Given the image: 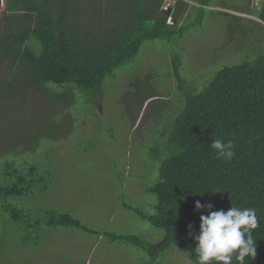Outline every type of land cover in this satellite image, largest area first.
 I'll use <instances>...</instances> for the list:
<instances>
[{
    "label": "trees",
    "instance_id": "1",
    "mask_svg": "<svg viewBox=\"0 0 264 264\" xmlns=\"http://www.w3.org/2000/svg\"><path fill=\"white\" fill-rule=\"evenodd\" d=\"M164 1L5 0L0 18V162L10 153H34L39 148L46 135L42 129L35 132L41 119L50 115L53 105L56 113L70 107L71 102H91L102 93L107 79L116 78L120 69L124 70L137 58L145 41L183 38L195 24L202 23L204 12L212 3V0H177L173 6L169 5L173 9L170 12L162 9ZM75 7L88 11V17L98 14L93 20L95 30L90 26L75 35L68 32L66 22L74 16L71 9ZM107 10H117L120 17L109 19L105 16ZM189 11L195 12L194 18L183 22V14ZM257 14L264 21V1ZM169 17L173 22H168ZM86 21L92 24L91 20ZM32 38L39 43V51L36 43H30ZM175 50L179 51L173 56L172 71L182 91L177 97L180 101L177 112L182 111L172 122L171 131L167 135L162 133V139L151 148L152 156L161 161L159 179L148 188V193L157 197L155 213L125 204L127 209L163 230V237L149 242L130 233L102 231V234L113 242L142 247L149 255L147 263L156 261L169 249H176L178 254L198 264L194 235L199 233L200 215L207 212L197 211L196 201L211 202L212 210L251 207L259 221L253 230L257 254L254 259L246 257L245 264H264V51L223 66L199 91L202 87L190 90L186 86L181 72L182 49ZM152 74L130 75L134 80L129 85L135 89L129 91L139 105L135 122L141 106L148 100L147 109L156 102L160 107L165 105L161 101L164 97L144 94ZM20 86L30 91L21 90ZM12 95L21 97L17 101L21 105L8 102L7 96ZM74 95L76 99H72ZM70 96L71 102H66ZM39 105L46 107L41 114ZM28 117L32 122L26 120ZM71 131L67 128L58 138H66ZM47 133L49 137L52 131ZM33 138L32 149L23 146ZM215 139L231 140L236 155L229 161L217 158L211 147ZM15 162V158L8 157L0 165V208L20 229L75 227L100 235L99 230L83 224L71 213L46 209L34 213L11 203L12 197L45 192L54 175L47 164L40 166L28 161L30 164L17 169ZM30 239L24 238L25 243ZM180 263L177 258V264ZM233 264L238 262L233 259Z\"/></svg>",
    "mask_w": 264,
    "mask_h": 264
},
{
    "label": "rangeland",
    "instance_id": "2",
    "mask_svg": "<svg viewBox=\"0 0 264 264\" xmlns=\"http://www.w3.org/2000/svg\"><path fill=\"white\" fill-rule=\"evenodd\" d=\"M263 1L212 0L202 23L195 24L183 38L145 41L137 58L124 70H118L116 78L107 79L102 93L91 102H71L76 99L74 95L66 100L71 106L62 111L54 113L56 107L53 105L50 115L41 119L35 132L45 131L46 138L40 141L39 148L34 153H10L0 162L1 165L8 157L15 158L17 169L30 164L28 161L40 166L47 164L53 170V178L45 192L12 197L10 202L34 213L41 209L71 213L83 224L99 227V230L135 234L149 242L162 239L163 230L152 226L134 210L127 209L125 204L155 213L157 197L149 194L148 188L159 179L161 161L152 156L151 148L162 139V133L167 135L168 130L171 131L172 122L182 111L177 112L180 105L177 97L182 91L172 71L173 56L179 51L175 49H182L181 72L186 86L190 90L202 87L201 91L223 66L239 63L264 51V21L257 16ZM176 2L165 0L162 9L172 12L169 5ZM190 4L194 2L190 1ZM4 6L5 0H0V18ZM87 12L76 7L71 9L74 16L65 21L70 34H77L81 28L96 29L93 20L98 14L94 13L93 18L88 17ZM105 16L109 19L120 17L117 10H107ZM194 16L195 12L189 11L183 14L182 20L186 22ZM168 22H173V18L169 17ZM30 43H36V50H40L34 38ZM149 73L153 76L145 84L144 94L164 97L161 101L165 105L160 107L161 104L156 102L147 109L148 100L141 106L140 117L135 122L139 105L129 91L135 89L129 85L134 80L130 75ZM19 89L30 91L24 86ZM125 94L128 97L125 98ZM7 97L13 105L21 98ZM38 107L39 114L46 109ZM26 120L32 122L29 117ZM67 128L72 131L66 138L59 139ZM47 131H52L49 137ZM34 145V138L23 144L30 149ZM0 221V264H83L87 261L84 253H74L71 248H78L75 242L80 236H91L80 228L42 226L37 229L32 226L28 230L20 229L1 208ZM26 237H31L29 243H25ZM111 242L105 238L94 251V257L91 260L89 257L90 261L85 264H177V258L180 264H193L176 249H169L156 261L147 263L149 255L142 247L128 242L114 241V245Z\"/></svg>",
    "mask_w": 264,
    "mask_h": 264
},
{
    "label": "clouds",
    "instance_id": "3",
    "mask_svg": "<svg viewBox=\"0 0 264 264\" xmlns=\"http://www.w3.org/2000/svg\"><path fill=\"white\" fill-rule=\"evenodd\" d=\"M211 147L216 151L217 158L225 161L236 155L231 140L225 142L215 139ZM213 208L211 202L195 203L197 211L207 212L200 215L199 233L194 235L198 264H233V259L238 264H245L246 257L254 259L257 253L253 230L259 226L256 210L233 206L228 210H212ZM188 228L192 229L193 225L189 224ZM189 235L192 236L193 233L189 231Z\"/></svg>",
    "mask_w": 264,
    "mask_h": 264
},
{
    "label": "crops",
    "instance_id": "4",
    "mask_svg": "<svg viewBox=\"0 0 264 264\" xmlns=\"http://www.w3.org/2000/svg\"><path fill=\"white\" fill-rule=\"evenodd\" d=\"M91 226L92 225H90L89 227H91ZM91 228H94L96 230L100 229L99 227H93V226ZM99 231L101 232L100 235H96V234H92V233H88V232L84 231L87 234H90L91 236L89 238H87V236H82V237L80 236L79 240L77 242H75L77 244L78 248L71 247L73 252L75 253V252L81 251L82 253H84V256L87 257V261L89 260V257L91 260L94 257V251L96 252L98 250V248L100 247V245H102V241L105 238H107L106 236H104L102 234V231H104V230H99ZM116 232H119V231H116ZM77 234H78V232H77ZM111 243L113 245L116 244L113 241ZM84 256H83V258H84ZM87 261L85 263L89 262V261L88 262ZM85 263L83 262V264H85Z\"/></svg>",
    "mask_w": 264,
    "mask_h": 264
}]
</instances>
